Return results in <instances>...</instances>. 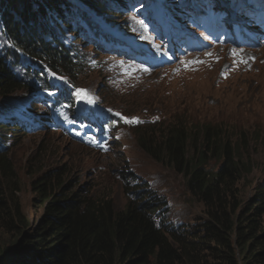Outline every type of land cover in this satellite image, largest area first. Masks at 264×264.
<instances>
[{"label": "trees", "instance_id": "1", "mask_svg": "<svg viewBox=\"0 0 264 264\" xmlns=\"http://www.w3.org/2000/svg\"><path fill=\"white\" fill-rule=\"evenodd\" d=\"M10 1L16 5L14 15L7 13ZM105 2L0 0V100L19 89L44 87L31 68L22 77L14 74L23 57L78 78L82 63L71 57L61 38L94 27L87 15L91 12L81 6L101 14ZM110 13L119 15L113 9ZM143 126L136 127L139 146L183 174L204 217L192 226L166 221L159 216L162 202L153 195L116 209L107 192L74 190L67 182L69 170L51 168L32 182L37 207L43 205L44 212L31 221L17 195L21 188L13 167L0 153V264H264V180L249 195L240 188L253 163L244 161L243 148L231 132L172 121ZM1 128L6 133L17 129L8 119L0 122ZM156 128L164 129L163 134H148ZM211 158L220 163L217 168L208 167ZM139 190L130 193L137 198Z\"/></svg>", "mask_w": 264, "mask_h": 264}, {"label": "rangeland", "instance_id": "2", "mask_svg": "<svg viewBox=\"0 0 264 264\" xmlns=\"http://www.w3.org/2000/svg\"><path fill=\"white\" fill-rule=\"evenodd\" d=\"M20 7L18 4L17 10ZM12 8L16 5L10 1L7 13L14 15ZM124 17L137 26L144 24L131 13L126 12ZM124 17L118 21H124ZM253 19L255 17L250 21L256 22ZM149 27L147 24L143 32ZM251 29L257 32L262 27L254 23ZM118 31L125 36L126 25H121ZM195 31V35L204 37L196 51L181 52L183 50L173 46V56H169L163 47L170 36L158 31L148 42L152 52L147 54V60L140 61L123 56V52L98 51L90 42L82 41L83 36L78 34L74 41L84 46H79L77 51L73 47L74 54L84 62L81 75L72 81L80 85L78 90L87 93L88 98H82L81 107L87 110L93 107L89 117L113 112L119 114L121 120L142 115L156 117L154 124L172 121L227 129L243 148L244 161L250 158L253 163L251 173L239 182L240 188L249 195L264 180V42H251L248 46L244 34L230 41L211 38L198 29ZM247 32L252 31L247 29ZM158 54L163 63L153 64ZM13 72L16 74L17 68ZM25 72V64L20 65L18 73ZM30 94L28 90L19 89L2 98L0 116L19 114L25 117V111L32 105ZM35 110H42V106L38 104ZM64 121L69 127L59 132L30 129L29 126L7 133L0 130V141L2 134L7 136L0 153L7 155L6 161L13 167L21 188L17 195L23 212L31 221L44 212L43 205L37 207L39 199L32 182L51 168L69 170L67 182H72L74 190L85 187L95 194L107 192L116 209L125 208L130 200H143L153 195L162 202L159 216L166 221L192 226L204 217L203 205L187 188L183 174L156 161L139 146L140 133L136 131L139 127H116L115 134L106 143L108 149H93L78 142L75 136L80 132L93 133L91 126L68 116ZM163 130L156 128L147 132L160 136ZM219 164L211 158L208 167L217 168ZM136 187L141 195L134 198L130 191Z\"/></svg>", "mask_w": 264, "mask_h": 264}, {"label": "snow or ice", "instance_id": "3", "mask_svg": "<svg viewBox=\"0 0 264 264\" xmlns=\"http://www.w3.org/2000/svg\"><path fill=\"white\" fill-rule=\"evenodd\" d=\"M78 94L81 95L82 98H85V99L88 98L87 93H86L85 90H78ZM117 115H119V114H117ZM125 119H126V118H125ZM126 122H128L127 119H126Z\"/></svg>", "mask_w": 264, "mask_h": 264}, {"label": "bare ground", "instance_id": "4", "mask_svg": "<svg viewBox=\"0 0 264 264\" xmlns=\"http://www.w3.org/2000/svg\"><path fill=\"white\" fill-rule=\"evenodd\" d=\"M186 50V49H185Z\"/></svg>", "mask_w": 264, "mask_h": 264}]
</instances>
